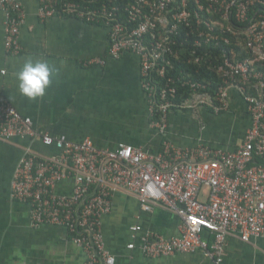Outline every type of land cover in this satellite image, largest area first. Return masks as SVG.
I'll use <instances>...</instances> for the list:
<instances>
[{
	"label": "built area",
	"instance_id": "2783aa9c",
	"mask_svg": "<svg viewBox=\"0 0 264 264\" xmlns=\"http://www.w3.org/2000/svg\"><path fill=\"white\" fill-rule=\"evenodd\" d=\"M38 1L41 19L68 16L105 24L112 57L129 51L140 58L141 85L162 148L152 152L122 144L103 149L89 137L73 141L38 131L31 117L0 97V138L31 141L16 168L12 195L28 204L32 224L66 228L86 253L81 264H116L105 246L103 219L120 189L134 196L142 211L159 207L181 220L180 234L171 237L144 231L140 224L130 227L128 248L148 257L203 252L214 264H224L229 235L243 241L264 237V0L256 11L255 0H132L126 7L128 22L119 18L117 6L95 8V0ZM0 7L5 47L19 53L23 2L0 0ZM240 26L250 54L236 61L231 46L241 36ZM182 28L187 32L180 39ZM191 35L196 49L222 47L215 66L222 80L213 92L210 83L169 74L180 52L177 45L189 47ZM195 53L196 62L207 54ZM96 61L105 62L90 63ZM186 87L192 93L177 102L180 88ZM232 92L239 94L250 117L235 147L203 139L194 146L172 142L168 125L173 110L211 108L221 115L231 109ZM37 141L51 151L34 148Z\"/></svg>",
	"mask_w": 264,
	"mask_h": 264
},
{
	"label": "crops",
	"instance_id": "0c3cea01",
	"mask_svg": "<svg viewBox=\"0 0 264 264\" xmlns=\"http://www.w3.org/2000/svg\"><path fill=\"white\" fill-rule=\"evenodd\" d=\"M21 1L26 18L19 53L5 47V13L0 7V97L31 117L38 131L67 135L73 141L89 137L103 149L131 144L159 152L162 136L151 125L140 58L129 51L112 57L110 29L105 24L68 16L43 20L38 16V0ZM27 59L47 62L53 69L44 95L35 99L18 88L17 73ZM96 59L105 62L90 63ZM231 102V109L221 115L209 108L173 110L168 125L170 139L178 146H194L203 139L235 147L250 117L239 94L232 92ZM224 122L229 123L231 133L240 128L236 140L228 138L231 133L220 131ZM30 143L29 138H0V264H81L86 253L73 243L67 229L53 224L34 226L28 204L12 195L16 168ZM33 145L42 152L51 151L39 141ZM113 201L112 212L103 219V232L105 246L116 256V264L215 263L203 252L148 257L138 248L129 249L132 225L171 237L180 234L181 220L159 207L142 211L137 199L124 190L117 189ZM224 264H264V237L243 241L238 235H229Z\"/></svg>",
	"mask_w": 264,
	"mask_h": 264
},
{
	"label": "trees",
	"instance_id": "16d2710c",
	"mask_svg": "<svg viewBox=\"0 0 264 264\" xmlns=\"http://www.w3.org/2000/svg\"><path fill=\"white\" fill-rule=\"evenodd\" d=\"M132 0H95L96 7L100 8V6L106 3L110 8H115L117 6V11L119 14V18L124 21L128 22V11L126 10L127 6ZM206 1V0H205ZM259 0H255V4L253 8L258 10L261 6ZM254 12V10H253ZM207 14V13H205ZM254 16V14H252ZM242 29L241 36L236 38V44L231 46L234 50H236V61L244 59L247 55L250 54V51L247 48L246 44V34L243 27L240 26ZM181 36L180 39H183L186 36V29H181ZM190 46L181 45L180 43L177 45L178 49H180L178 57L174 60V66L169 70V74L174 75L175 77H180L182 79L190 78L195 81H202L203 83L211 86L212 92L214 89L221 83L222 77L219 71L216 69V63L220 59L221 49L222 47H214L210 46V48L202 51L203 49H196L193 44V39L195 38L193 35L190 36ZM197 51L198 54L204 52L205 58L201 62H196L195 57ZM192 91L189 90V87L180 88L179 96L177 102H182L186 97H188ZM211 109V108H210ZM223 113V112H221Z\"/></svg>",
	"mask_w": 264,
	"mask_h": 264
},
{
	"label": "clouds",
	"instance_id": "9594fccd",
	"mask_svg": "<svg viewBox=\"0 0 264 264\" xmlns=\"http://www.w3.org/2000/svg\"><path fill=\"white\" fill-rule=\"evenodd\" d=\"M52 73L53 69L47 62L25 60L21 70L17 73L19 91L31 99L43 96Z\"/></svg>",
	"mask_w": 264,
	"mask_h": 264
},
{
	"label": "rangeland",
	"instance_id": "374dc122",
	"mask_svg": "<svg viewBox=\"0 0 264 264\" xmlns=\"http://www.w3.org/2000/svg\"><path fill=\"white\" fill-rule=\"evenodd\" d=\"M226 123V124H225ZM229 128V123L224 122V125L222 126V128L220 129V131H227L229 133H231V131L228 129ZM240 136V128L236 127L235 131L233 133L230 134V137H228L231 141H234V139L236 140L238 137ZM226 139V138H225ZM227 139V141L229 140Z\"/></svg>",
	"mask_w": 264,
	"mask_h": 264
}]
</instances>
